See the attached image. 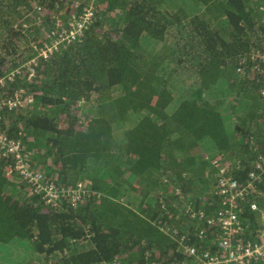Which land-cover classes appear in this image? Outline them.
Returning <instances> with one entry per match:
<instances>
[{
	"label": "trees",
	"instance_id": "1",
	"mask_svg": "<svg viewBox=\"0 0 264 264\" xmlns=\"http://www.w3.org/2000/svg\"><path fill=\"white\" fill-rule=\"evenodd\" d=\"M86 8L83 35L37 58L29 78L34 45ZM19 67L0 97L19 92L23 105L3 113L0 134L80 198L46 204L0 155V249L24 241L18 264L224 256L221 229L200 214L222 208L224 174L240 186L261 176L264 194V0H0V78ZM251 200L264 197L237 203L238 243L264 227Z\"/></svg>",
	"mask_w": 264,
	"mask_h": 264
},
{
	"label": "built area",
	"instance_id": "2",
	"mask_svg": "<svg viewBox=\"0 0 264 264\" xmlns=\"http://www.w3.org/2000/svg\"><path fill=\"white\" fill-rule=\"evenodd\" d=\"M93 16L94 11L92 8H86L82 14L71 18L68 28L59 24L61 30L55 40L46 42L42 46L34 45V49L37 50L35 57H32L29 62L22 66L28 68L29 78L34 76L33 65L36 64L37 58L47 59L64 42H70L82 36L84 30L92 22ZM21 69L20 67L16 68L13 72L1 77L0 87H4L7 82L13 81L15 75L19 74ZM262 95L264 96V89ZM22 105V96L19 92H16L12 96L0 97V119L5 111ZM0 155L11 159L10 173H17L26 184L32 186L36 193H42L46 204L54 206L60 198L64 197H71L72 201L76 203L80 198V195L77 194L78 191H62L51 183L46 184L43 182L41 175L32 170L31 164L25 155V148L21 142L0 134ZM221 171L224 173V168ZM261 180V176L252 173L247 184L240 186L228 174L220 177L217 185V196L222 199V208L214 216H205L204 213H201L200 217H206L209 226L218 224L222 234L216 236L215 242L224 256L219 252L212 253L206 251L200 253L196 248H187L186 251L196 259V264H264V227L259 231L258 241L246 240L245 242L241 241L242 243L234 241L239 236L238 233L242 232L237 203L245 201L246 198L252 195L264 197V194L259 192L258 184ZM249 205L252 212L256 214L258 222L264 225V202L259 204L251 200Z\"/></svg>",
	"mask_w": 264,
	"mask_h": 264
},
{
	"label": "rangeland",
	"instance_id": "3",
	"mask_svg": "<svg viewBox=\"0 0 264 264\" xmlns=\"http://www.w3.org/2000/svg\"><path fill=\"white\" fill-rule=\"evenodd\" d=\"M4 245L6 248L3 247L0 249V264H18L20 263L18 257H20L21 254L25 257L28 255L27 245L21 239L15 238L10 244L8 242Z\"/></svg>",
	"mask_w": 264,
	"mask_h": 264
},
{
	"label": "clouds",
	"instance_id": "4",
	"mask_svg": "<svg viewBox=\"0 0 264 264\" xmlns=\"http://www.w3.org/2000/svg\"><path fill=\"white\" fill-rule=\"evenodd\" d=\"M251 241V240H250Z\"/></svg>",
	"mask_w": 264,
	"mask_h": 264
}]
</instances>
